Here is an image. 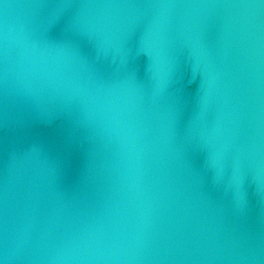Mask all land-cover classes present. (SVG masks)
Returning a JSON list of instances; mask_svg holds the SVG:
<instances>
[{"label": "water", "instance_id": "95a60500", "mask_svg": "<svg viewBox=\"0 0 264 264\" xmlns=\"http://www.w3.org/2000/svg\"><path fill=\"white\" fill-rule=\"evenodd\" d=\"M5 23L12 247L34 264H264V0H0Z\"/></svg>", "mask_w": 264, "mask_h": 264}, {"label": "clouds", "instance_id": "9594fccd", "mask_svg": "<svg viewBox=\"0 0 264 264\" xmlns=\"http://www.w3.org/2000/svg\"><path fill=\"white\" fill-rule=\"evenodd\" d=\"M214 5H198V4H184V3H150V4H139V5H98L92 3H83L78 5L80 8H97V7H151V8H189V7H209ZM227 7H249L250 5L243 4H233L225 5ZM5 8L8 5H4ZM0 43L3 46V59H4V75L7 77V54H8V29L7 24L5 23L3 29H0ZM10 127L7 119L4 120L2 127V134L4 135L8 143L7 157L5 161V171L6 177L10 168L14 167L17 163V159L13 152V142L9 137ZM65 257H53L52 259H64ZM71 258V257H69ZM45 259L43 256L33 255L29 253L21 254L17 249L12 247L10 244V232L7 217L3 224L2 229H0V264H34L35 261ZM229 259L234 260L237 264H246V262L255 259L254 256L249 254H238L230 257Z\"/></svg>", "mask_w": 264, "mask_h": 264}, {"label": "snow or ice", "instance_id": "6c2138e0", "mask_svg": "<svg viewBox=\"0 0 264 264\" xmlns=\"http://www.w3.org/2000/svg\"><path fill=\"white\" fill-rule=\"evenodd\" d=\"M3 123L4 121H0V229L3 227L7 213V177L5 171V161L7 157L8 143L2 134Z\"/></svg>", "mask_w": 264, "mask_h": 264}]
</instances>
